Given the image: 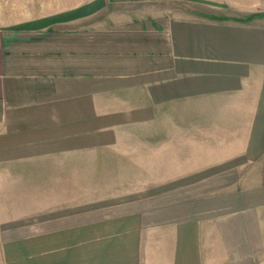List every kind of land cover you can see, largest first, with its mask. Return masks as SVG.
Instances as JSON below:
<instances>
[{
	"label": "crops",
	"instance_id": "1",
	"mask_svg": "<svg viewBox=\"0 0 264 264\" xmlns=\"http://www.w3.org/2000/svg\"><path fill=\"white\" fill-rule=\"evenodd\" d=\"M0 264H264V0H0Z\"/></svg>",
	"mask_w": 264,
	"mask_h": 264
}]
</instances>
